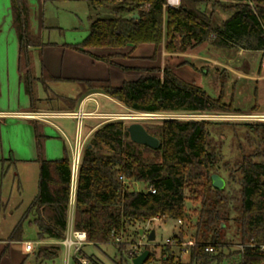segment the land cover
<instances>
[{"label":"trees","instance_id":"obj_1","mask_svg":"<svg viewBox=\"0 0 264 264\" xmlns=\"http://www.w3.org/2000/svg\"><path fill=\"white\" fill-rule=\"evenodd\" d=\"M87 1L94 6H113L115 17L93 20L89 35L81 43L65 45L78 52L87 54L85 50L92 48H137L144 44L159 47L166 41L165 47L170 53H186L204 43L221 50L264 53V0L215 1L210 12L211 3L198 0H181L179 8L168 7L167 0ZM11 9L20 45L21 81L30 97L31 111H36L40 102L36 97V82L53 79L44 72L37 78L32 70L31 49L40 44L30 34L27 0H11ZM217 12L231 16L221 26L213 27ZM135 14L139 15L138 19L133 18ZM177 38H180L179 47L174 45ZM146 72L138 80L126 82L121 87H114L108 81L84 82L83 85L103 92L136 113L211 115L239 112L233 103L225 102L224 79L220 95L214 98L196 83L182 80L170 66ZM43 84L47 90L48 85ZM60 100L69 108L77 103L67 98ZM233 125L198 119H164L159 125L144 126L149 134L160 140L159 149L132 142L124 121L101 125L88 139L81 156L73 228L85 232L88 242L95 246L116 243L128 227L137 224L168 219L192 223L187 207L190 201L196 214L193 242L185 248L190 260L184 263L173 252V247L184 249L181 228L179 235L172 239L174 243L163 247L160 264H262L264 253L257 248H247L252 241L264 244V162L255 161L262 154L258 151L248 153L240 147L241 156L235 168L228 169V188L218 190L212 185L211 177L219 173L225 143L223 134L220 132L219 136L218 131L223 126ZM237 126L259 136L258 148L264 143V124L250 121ZM35 134L39 185L28 213L34 214L39 241L61 242L68 228L72 161L67 154L61 160L45 159L46 137L39 125H35ZM144 151L159 160H145ZM235 172L240 174L239 189L232 187ZM136 182L146 184V192L131 189ZM150 188L156 192L151 193ZM228 230H233L238 246L245 247L243 251L229 252L231 248L224 241ZM134 236L138 237L139 232ZM9 241H22L21 224ZM116 244L123 253L126 245ZM207 246L214 247L215 252L207 253ZM59 250L60 247H56L49 257H57ZM151 259L150 252L147 262Z\"/></svg>","mask_w":264,"mask_h":264},{"label":"rangeland","instance_id":"obj_2","mask_svg":"<svg viewBox=\"0 0 264 264\" xmlns=\"http://www.w3.org/2000/svg\"><path fill=\"white\" fill-rule=\"evenodd\" d=\"M223 2H226V0ZM27 4L29 7L30 34L37 38L40 44L39 47L31 49L32 70L37 78L42 77L39 67L40 58L57 51L52 50V48L81 43L89 35L93 20L115 17L113 6H94L87 0H27ZM6 5L7 0H0V24L3 23L4 16L2 17V15H5ZM230 16L231 14L217 12L213 18V27L221 26ZM179 39L175 40L174 45L177 47L180 45ZM166 43L165 41L163 49L168 52L165 47ZM7 45H9V41L4 39L0 47V56L12 57L14 55L13 47ZM16 51L18 52L17 49ZM186 53L194 54L198 58L172 56L171 59H168L167 57L161 68L172 67L175 74L182 80L196 83L214 98L220 95L221 83L224 79L226 82L224 87L225 102L233 103L234 108L239 112L211 115L153 114L150 117H143L138 116L136 112L127 111L125 115H122L125 119L117 121H124L127 127L134 123L143 126L159 125L164 119L169 118L198 119L235 124L236 127L234 125L231 127L223 126L218 131L219 136L221 133L223 134L225 143L222 149L223 158L219 164V173L214 174L221 176L226 181L229 175L228 169L235 168L236 160L241 156L240 147L246 149L248 153L258 151L262 155L255 158V161L264 162V143L258 148L259 136L237 126L250 122L251 120L247 119L249 116L262 118L263 120L253 122L264 124V53L221 50L213 48L208 43H204ZM157 64H160L159 60ZM43 83H46L49 89L45 90ZM41 87L44 91H41ZM76 89L73 85L64 86L52 83L46 78L43 82L39 80L35 84L36 97L39 98L42 92L52 96L54 100L50 101V104H53L54 108H57L56 104L60 101L58 95L64 92L66 94L72 93ZM12 100L11 103L9 99L4 98L3 102H0V109L13 110L18 107V104L22 105L24 101L23 98L20 101ZM38 104H41V102H38ZM55 122L53 123L59 124L57 127L60 129L56 126H53V130L49 128L56 141L48 145V157L51 158L50 160H54L59 157L57 153L61 152L63 157L66 154L69 155L72 161V145L77 131L76 122L72 118L55 120ZM85 124L84 135L87 133L86 126L92 127L95 122L86 121ZM39 126L44 134L46 126ZM28 132H30V136ZM31 135H34V137L36 135L34 122H31L28 130L14 121H7L4 125H0V264H23L24 262V264H66V253L62 247L58 251L57 257H49V253L54 252L55 248L60 246L47 245V241L40 243L38 228L33 222L34 214L28 213L38 194L39 185V164L37 161L29 162L30 158H38L37 148H34L33 151L29 150ZM144 159L147 161L159 160L158 157L147 151H144ZM226 162L228 166L225 167ZM234 176L232 187L239 189L240 174L235 172ZM227 188L228 185L226 184L225 189ZM131 189L137 192H146L147 185L136 182L131 186ZM187 207L191 219H193L190 224L186 222L179 224L178 221L168 219L128 227L127 232L121 237L122 243L126 245L123 253L119 252L117 242L99 246L88 245L83 248V252L88 257L96 259L99 264H133V250L135 246L139 245L143 247V251L148 247L152 253V259L145 264H160L163 247L174 236L179 235L181 228L184 232V249L193 242L195 206L189 201ZM20 224L22 225V241L11 244L9 239L15 228ZM141 231L144 232L143 235H141ZM151 231H155V240L149 242L148 237ZM135 232H139L138 237L134 236ZM224 241L231 248L229 252L238 250V242L233 236V230L227 231ZM25 242L33 244L32 253L26 254ZM8 245L11 246V250L6 251L7 247H10ZM227 246L225 244V247ZM173 252L182 262H189L190 256L187 251H183L179 247H173ZM225 252L228 253V250ZM69 264H74V262L70 261Z\"/></svg>","mask_w":264,"mask_h":264},{"label":"crops","instance_id":"obj_3","mask_svg":"<svg viewBox=\"0 0 264 264\" xmlns=\"http://www.w3.org/2000/svg\"><path fill=\"white\" fill-rule=\"evenodd\" d=\"M198 1L211 3L208 6V12H210L212 11L211 7L213 2L224 0ZM3 16V23L0 24V47L2 41L4 39H7L9 41V45L7 46L13 47L14 55L12 57L0 56V102H3L4 98L9 99L11 103L13 102L12 99L20 101L23 98L24 101L22 102V105L18 104V107L16 109H0V125H4L7 121H14L17 124L23 125V127L27 128V130L28 128L30 129L31 122H34L35 125H45V133L43 134L46 137L44 141V157L47 160L51 159L48 157V145H51L56 141V138L50 133L49 130H53V126L57 127V125H59L55 124V120L67 119L57 117L55 115L60 113H76L78 111L94 114L125 115V113L129 111L120 102L105 95L103 92L88 89L83 85L84 82L108 81L114 87H121L126 82L138 80L143 75H145L147 73L146 71L148 70L164 69L161 68V65L167 59V57L168 59H171L172 56H189L198 58L194 54L166 52L165 49H163L164 43L159 47L151 44H144L138 46L137 48H134L132 46L117 49L92 48L85 50L88 52L87 54L67 48L65 45L56 46V48H52V50H57L56 52H51L49 55L47 54L44 57L40 58V73L41 75L46 73L49 77H51L53 80H51L50 82L52 83L64 86L73 85L74 88L76 87L77 89L72 93L66 94V92H64L58 95V97L77 100V103L74 107L69 108V105L59 99V103L56 104L57 108H54V106H52L53 104H50V101L54 100L52 99V96H48V94L42 92L38 98L40 99L41 104H38V109L36 111H31V100L29 95L25 91L24 84L21 81V73L19 71L20 45L17 37V32L14 28L11 0H7L5 15H2V17ZM16 49L18 50V52L16 51ZM103 59H108L109 61ZM158 60L160 64L156 65ZM31 66L33 67L32 63ZM43 87H41V91H44ZM44 114L49 116L43 118L41 115ZM86 121H93L95 122V124L92 127L86 126L87 133L84 135L83 130L86 125ZM75 122L76 125H78V121L75 120ZM105 123L107 122L98 118L84 119V121L82 122L83 127L81 136L82 140H86L85 146L87 145L88 139L91 137L94 131ZM60 124L62 125V123ZM57 128L60 129L59 127ZM28 133L30 136V132ZM30 142L31 144L29 145V150L33 151L34 148H37L36 135L35 137L34 135H31ZM76 142L77 131L72 148L74 147ZM57 155H59L60 158L58 157L54 160H61L64 158L63 153L61 152H59V154L57 153ZM36 161L37 158H30L29 160V162ZM150 233L151 232H149V236ZM43 242H46L47 245H57L60 246V248L62 247L60 245V242L51 240L40 241V243ZM10 243L14 244L18 242L10 241ZM9 250H11V246L7 247L6 249V251ZM26 254L30 253L26 252Z\"/></svg>","mask_w":264,"mask_h":264},{"label":"built area","instance_id":"obj_4","mask_svg":"<svg viewBox=\"0 0 264 264\" xmlns=\"http://www.w3.org/2000/svg\"><path fill=\"white\" fill-rule=\"evenodd\" d=\"M181 4V0H167V5L168 7L171 8H179ZM138 116H143V117H150L153 116V114H137ZM43 118L48 117L49 115H41ZM57 117H62V118H72L78 121L77 125V142L72 148V153H73V161H72V167H73V179L72 180V191H71V200H70V211H69V220H68V228L66 232L65 238L60 242V245L62 248L65 249V255H66V264H69L70 261H73L74 264H94L92 259L88 257L84 252L83 248L88 245H92L90 242H88L87 239V234L82 231L75 230L73 228V216H74V204H75V190H76V182H77V174H78V169L80 165V160L81 156L83 153V150L85 148V141L82 140L81 136V131H82V122L86 118H98L102 119L105 122H110V121H115V120H121L125 119L122 117V115H108V114H94V113H85L83 111H78L76 113H60L55 115ZM136 118V117H135ZM170 119V118H169ZM175 119V118H171ZM248 120L251 121H256V120H263L260 117L257 116H249L247 118ZM120 180L122 182H125V179L123 177H120ZM74 184V185H73ZM148 191L151 193H155L156 191L152 188H150ZM179 224H182L181 221H179ZM117 242L121 243V238L117 239ZM173 240H169L167 242V245L173 244ZM244 246H238V249L243 251ZM247 248L253 249L257 248L261 252L264 253V244H257L256 242L252 241L249 245H247ZM33 244L31 242L25 243V251L28 253L33 252ZM183 251H186L185 249H182ZM205 251L207 253H214L215 248L212 246H207L205 248ZM143 252V247L142 246H135L132 254V259L139 256ZM264 264V262L262 263Z\"/></svg>","mask_w":264,"mask_h":264},{"label":"water","instance_id":"obj_5","mask_svg":"<svg viewBox=\"0 0 264 264\" xmlns=\"http://www.w3.org/2000/svg\"><path fill=\"white\" fill-rule=\"evenodd\" d=\"M133 18L138 19L139 15L135 14ZM130 135V140L138 145L146 146L151 149H159L161 146L160 140L149 134L142 124L134 123L127 128ZM212 185L215 189L224 190L226 181L219 175H212ZM143 235V231L140 232ZM155 240V231H151L149 242ZM150 256V251L145 250L139 256L132 259L133 264H145Z\"/></svg>","mask_w":264,"mask_h":264}]
</instances>
